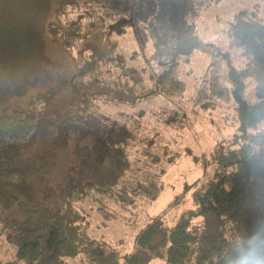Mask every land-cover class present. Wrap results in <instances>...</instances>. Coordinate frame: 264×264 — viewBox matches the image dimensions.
<instances>
[{
	"label": "trees",
	"instance_id": "16d2710c",
	"mask_svg": "<svg viewBox=\"0 0 264 264\" xmlns=\"http://www.w3.org/2000/svg\"><path fill=\"white\" fill-rule=\"evenodd\" d=\"M89 1L97 0H53L52 11L59 20L48 23L52 42L74 66L69 83L77 99L75 109H59L54 90L47 89L32 95L23 107L7 105L0 112V234L15 247L9 264H67V258L77 255L90 264H119L115 250L89 235V221L73 203L93 195L96 203L107 200V205L112 199L129 209L137 206L138 198L150 203L161 192L160 186L143 183L132 173L130 125L99 113L92 102L105 98L107 104L122 105L139 103L154 93L171 98L183 92L177 59L199 48V38L189 21L179 38L165 29H149L162 65L152 76L153 87L137 97L139 71L127 63L119 43L111 38L110 26L91 20ZM191 1L199 7L215 0ZM72 11L79 14L70 17ZM86 15L92 16L87 22ZM225 34L243 57V66L227 79L234 97L236 133L231 143L222 140L214 145L212 178L192 182L199 189L192 196L194 206L172 225L158 219L148 222L137 234L127 264H147L150 259L164 264H228L236 246L248 240L240 208L250 200L252 187L257 198L264 196V174L242 168L250 158L264 156V21L240 9ZM216 70L212 76L218 78ZM70 140L77 163L88 174L69 175L56 200L44 204L29 178L34 165L26 164L25 158L37 145L34 158L44 161Z\"/></svg>",
	"mask_w": 264,
	"mask_h": 264
},
{
	"label": "rangeland",
	"instance_id": "374dc122",
	"mask_svg": "<svg viewBox=\"0 0 264 264\" xmlns=\"http://www.w3.org/2000/svg\"><path fill=\"white\" fill-rule=\"evenodd\" d=\"M52 1L0 0V112L7 105L23 107L32 95L47 89L54 90L53 100L59 109H75L77 99L69 83L74 72L72 60L54 45L48 31V23L59 20L52 11ZM88 4L94 17L86 15L85 21L91 18L110 26L111 38L119 43L127 63L139 71L137 97L153 87L152 76L162 65L149 39V29H165L179 38L189 21L199 38V48L177 59L178 77L185 84L183 92L171 98L154 93L139 103L122 105L107 104L102 97L92 102L99 113L130 125L132 173L143 183L161 187L155 201L147 203L138 198L137 206L129 209L112 199L107 205V200L96 203L93 195L73 203L89 221V235L115 250L119 264H127L135 238L148 222L158 219L172 225L183 211L194 206L192 196L199 189L198 183L193 186L192 182L210 180L215 168L210 160L214 145L222 140L226 145L231 143L236 114L227 79L232 70L243 66V57L239 49L229 45L225 30L240 9L264 21V0H215L199 7L191 0H97ZM78 14L72 11L70 17ZM212 70L215 74L219 70L220 76H212ZM57 151L40 162L34 158L39 153L34 145L25 158L26 164L34 165L29 178L44 204L56 200L69 175L88 174L76 161L73 140ZM242 168L264 174V156L250 158ZM254 195L252 187L250 200L240 208L248 240L264 228V196ZM14 255V245L0 234V264H9ZM66 262L90 264L83 255L67 258ZM147 264L164 261L150 259Z\"/></svg>",
	"mask_w": 264,
	"mask_h": 264
},
{
	"label": "clouds",
	"instance_id": "9594fccd",
	"mask_svg": "<svg viewBox=\"0 0 264 264\" xmlns=\"http://www.w3.org/2000/svg\"><path fill=\"white\" fill-rule=\"evenodd\" d=\"M228 264H264V228L244 243L238 244Z\"/></svg>",
	"mask_w": 264,
	"mask_h": 264
}]
</instances>
